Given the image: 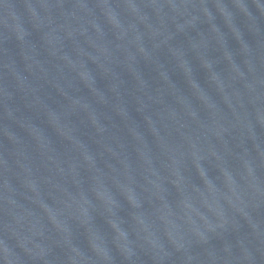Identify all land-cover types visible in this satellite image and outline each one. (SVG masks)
<instances>
[{
    "label": "water",
    "instance_id": "1",
    "mask_svg": "<svg viewBox=\"0 0 264 264\" xmlns=\"http://www.w3.org/2000/svg\"><path fill=\"white\" fill-rule=\"evenodd\" d=\"M0 264H264V0H0Z\"/></svg>",
    "mask_w": 264,
    "mask_h": 264
}]
</instances>
